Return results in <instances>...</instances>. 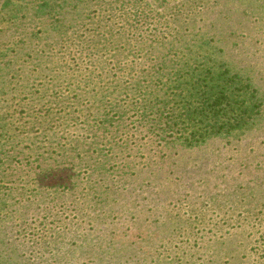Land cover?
<instances>
[{
	"label": "rangeland",
	"instance_id": "1",
	"mask_svg": "<svg viewBox=\"0 0 264 264\" xmlns=\"http://www.w3.org/2000/svg\"><path fill=\"white\" fill-rule=\"evenodd\" d=\"M207 8L192 31L223 45L229 62L264 95V0H210ZM113 27L117 33L121 25ZM104 54L102 64L112 69L111 53ZM173 54L181 62V54ZM149 57L135 60L138 71L150 69L142 60H158L155 51ZM167 73L158 79L166 80ZM20 84L16 91L1 84L9 98L32 106L12 116V131L0 132V180L14 187L11 203L22 199L25 188L33 193L23 196L31 202L22 199L9 208L19 214L4 220L5 244L13 241L18 250L0 246V264L8 255L15 264H264V105L244 132L174 147L157 132H147L150 117L137 120L140 104L126 112L104 108L103 114L88 108L92 98L63 83L68 107L59 100L42 105V94L54 90L48 79ZM89 89L94 93L93 86ZM102 114L107 120H100ZM38 119L46 121L48 137L39 135ZM56 195L67 237L57 252L54 236L37 234L54 224L50 216H40ZM39 196L49 200L42 204ZM24 219L27 232L18 239Z\"/></svg>",
	"mask_w": 264,
	"mask_h": 264
},
{
	"label": "trees",
	"instance_id": "2",
	"mask_svg": "<svg viewBox=\"0 0 264 264\" xmlns=\"http://www.w3.org/2000/svg\"><path fill=\"white\" fill-rule=\"evenodd\" d=\"M209 2L0 0L1 134L12 131L9 127L13 122L12 116L27 112L32 106L22 100L16 101L15 95L9 98V92L5 91L8 88L1 84H9L12 91H16L17 87H22L21 81L34 84L37 78L40 82L48 79L54 88L49 95L42 94L45 99L42 105L47 101L59 100V104L68 107L61 97L63 83L73 86V91L81 97L92 98V101L89 99L88 108H99L103 114L104 108L126 112L140 104L142 111L137 113V120L150 117L152 122L147 132H157L161 140L174 147H193L211 138H225L251 128L261 114L263 93L245 71L229 62L223 45L213 42V37H197L199 33L192 31L200 17L206 16ZM95 10L99 11L96 18L92 17ZM114 23L121 25L117 33L113 31ZM128 33L134 34L132 38L126 35ZM116 34L121 38V47ZM6 40L22 45L15 48ZM5 44L10 46L1 48ZM103 51L111 53L114 62L112 69L102 64L100 58L105 57ZM154 51L158 60H153V63L142 60V63L149 64L150 69L138 71L139 62L135 60H148ZM176 52L181 54L177 59L181 62H176L173 54ZM83 64H87L86 68ZM170 67L171 72L167 73L164 69ZM98 69L100 71L97 72ZM138 72L140 75H137ZM162 73L170 75L169 78L158 79ZM73 74L77 76V81H74ZM91 86L94 93L90 92ZM76 89H80L81 93ZM103 114L101 121L107 120L103 119ZM35 121L39 123V135L48 137L45 133L46 121ZM13 189V186L4 185L0 180V246H5L3 251L8 247L18 250V244L12 245L13 241L9 242V246L5 244L8 226L4 225V220L11 212L19 214L18 208H9L22 199L31 202L23 196L33 193L25 188L22 199L17 198L11 203L9 196ZM39 197L42 204L47 203L45 199L49 200V197ZM60 199V195H56L50 200L40 216L42 219L50 216L54 224L50 228L43 227L47 228L46 234L35 232L40 238L54 236L52 246L56 252L61 249L59 243L67 238L65 227L61 224ZM21 213L26 211L21 210ZM260 213L262 221L264 210ZM23 222L26 225L19 224L22 228L17 231L18 239L23 232H27L28 223L26 219ZM45 222L40 221L41 224ZM30 235L29 240H33L34 235ZM9 259L12 258L8 255L5 264H15Z\"/></svg>",
	"mask_w": 264,
	"mask_h": 264
}]
</instances>
